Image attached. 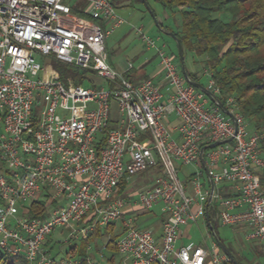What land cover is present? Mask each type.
<instances>
[{"label": "built area", "instance_id": "2783aa9c", "mask_svg": "<svg viewBox=\"0 0 264 264\" xmlns=\"http://www.w3.org/2000/svg\"><path fill=\"white\" fill-rule=\"evenodd\" d=\"M124 24L109 0H0V252L23 264H56L42 250L55 231L67 232L68 242L120 225L116 249L128 264H230L213 242L176 243L183 227L208 228L211 203L220 227H242L246 241L264 243V131H248L234 99L221 102L205 70L204 88L232 119L225 116L187 83L166 45L141 30L136 36L153 52L166 94L150 79L131 84L116 74L105 41ZM52 63L99 82H63ZM228 140L203 153L205 173L200 149ZM189 166L195 172L180 180ZM142 174L149 185L118 194L122 181ZM222 185L236 195L224 197ZM32 203L45 204L44 219L27 217ZM155 207L160 243L137 226ZM87 217L92 224L77 227ZM65 257L57 264H80Z\"/></svg>", "mask_w": 264, "mask_h": 264}, {"label": "trees", "instance_id": "16d2710c", "mask_svg": "<svg viewBox=\"0 0 264 264\" xmlns=\"http://www.w3.org/2000/svg\"><path fill=\"white\" fill-rule=\"evenodd\" d=\"M131 1L140 3L139 0ZM152 1L169 17L176 19L178 24L174 27L164 26L159 20L157 22L162 32L171 33L180 42L183 61L189 60L194 63L200 59L201 65L211 74L214 84L219 89L221 102L232 97L250 131H264V0ZM110 3L116 10L113 3ZM72 12L76 14L75 10ZM170 41L168 54L180 69L176 45L173 40ZM51 68L58 73L63 82L70 79L75 85L93 84L91 78L84 72L71 70L57 63H52ZM185 71L190 82L199 84L195 74L189 73L186 69ZM142 79L148 78L125 77V80L131 84ZM159 169L157 167L155 172L158 173ZM259 181L260 189L264 193L263 175L259 176ZM126 188L127 183L122 181L118 187V194L124 193ZM207 213L210 226L215 233V225L218 222L217 207L211 203ZM46 215L43 203H32L27 211L29 219H44ZM162 221L161 218L159 223L161 224ZM91 224L92 218L87 217L77 226L84 228ZM121 234L122 232H118L115 225H108L102 229L95 227L92 233L80 238L76 243L68 241L69 252L80 260V264H85L86 249L94 246V250L97 251L100 244L110 253L107 262L113 264L115 257L119 255L116 244ZM208 235L211 238L210 232ZM48 244L46 240L42 250L50 254ZM227 251L231 254L229 249ZM0 264H23V262L0 256Z\"/></svg>", "mask_w": 264, "mask_h": 264}, {"label": "rangeland", "instance_id": "374dc122", "mask_svg": "<svg viewBox=\"0 0 264 264\" xmlns=\"http://www.w3.org/2000/svg\"><path fill=\"white\" fill-rule=\"evenodd\" d=\"M110 2H112L116 7L117 15L124 21L125 24L112 33L105 41L108 64L116 74L122 76L124 79L126 76L141 77L143 74V70L141 69L142 61L151 54H154L152 51L145 50L142 43L136 36L135 31L141 30L144 36L155 40L158 44H165L167 48L168 46H171L170 38L157 28L155 21L152 19L150 13L141 2L137 3L131 0H110ZM144 2L146 3L148 9L152 12L156 23H158L157 20H159L164 26L171 25L172 27L178 24L176 19L169 17L168 14L163 12L160 6L152 0H144ZM38 60L40 61L41 59H37V62ZM183 62L184 69H186L189 73L195 74L198 78L199 85L205 87L206 77L204 75V71L206 69H204L201 65L200 59H197L194 63L189 62V60H185ZM129 68H131L130 71ZM92 80L95 84L99 82V80L94 78H92ZM136 82L137 81H133L132 84H136ZM87 86L88 84L84 85V87ZM112 117L115 118V113H113ZM246 125L247 129L250 130L247 122ZM179 172V179L183 180V178L193 174L195 172V168L192 166L182 167ZM131 182L136 188H141L145 186V184H150L149 176L147 174L138 175L133 178ZM160 219L161 216L159 213V207H155L149 214L139 216L137 226L141 229L154 230V228H157ZM115 226L116 230L121 232V226ZM185 228L189 229L191 244L202 248H209L212 242L215 243L211 233V238H208L209 229L206 228L202 221L183 227L182 230ZM215 233L217 235L215 236L219 241H221L220 243L225 247V249H229L231 251V256H233V259L237 264H264V243L260 241H246L245 230L242 227L222 228L217 222L215 225ZM46 240L49 243L48 249H50L51 259L56 264L64 260L66 258V254L69 253L70 248L67 244L68 234L65 231L57 230ZM100 247L101 245L99 244L98 248L100 249ZM93 253L95 254L94 250L91 254ZM101 254L103 256V260L96 263L109 264L107 260L110 258V253L103 249ZM0 256H3L1 252ZM119 262L120 256L118 255L115 257L113 264H118Z\"/></svg>", "mask_w": 264, "mask_h": 264}, {"label": "crops", "instance_id": "0c3cea01", "mask_svg": "<svg viewBox=\"0 0 264 264\" xmlns=\"http://www.w3.org/2000/svg\"><path fill=\"white\" fill-rule=\"evenodd\" d=\"M157 25H158V23H157ZM141 69L143 70V74H142L141 77L138 76V78L147 77L148 79L152 80L159 87L160 91L163 94H166V92H167L166 91V87H165V85H164V83L162 81V74H161V71H160V69H159V67L157 65V61H156L154 55L151 54L149 57H146L142 61ZM129 71H127V72H129ZM134 77H136V76H134ZM167 124H168V126L170 128H172V127H174L176 125V121L173 119V117H169L168 120H167ZM248 131L252 132L250 130H248ZM187 177L183 178V180L186 179ZM136 189L137 188L133 186L132 182H129L127 184L126 190L130 191L129 194H131V196L134 195V191ZM219 191L224 197H234L236 195V193L227 185H222L220 187ZM153 233H154V239L156 240V242L160 243V238H161V224L160 223L157 225V228H154ZM208 237H209V235H208ZM77 241H75V243ZM188 244H191V238H190V235H189V229L188 228H185L183 230L181 229L179 240L176 243V248L184 247V246H186ZM93 250H94V246H90V247H88L86 249L87 258H89L90 260H92L94 262H98L100 260H103V256L101 254V251L103 250V246L97 251L94 250L95 254L94 253L91 254L93 252ZM69 254H71V253L69 252ZM120 264H128V262L124 261V259L122 257H120Z\"/></svg>", "mask_w": 264, "mask_h": 264}, {"label": "water", "instance_id": "95a60500", "mask_svg": "<svg viewBox=\"0 0 264 264\" xmlns=\"http://www.w3.org/2000/svg\"><path fill=\"white\" fill-rule=\"evenodd\" d=\"M110 1V0H109ZM145 7H146V10L150 13L152 19L155 21V24L157 26V28L162 31L160 29V27L157 25L156 23V20L152 14V12L148 9V7L146 6V3L144 2V0H139ZM170 39H172L176 45V48H177V58H178V63H179V66H180V72L183 76V78L187 81V83L193 87L195 90L199 91V92H202L203 94H205V96L211 101V102H216V106L217 108L227 117L231 118L232 119V116L230 115V113L224 108V106L216 101L213 96L201 85H199L198 83H192L188 80L187 78V75H186V71L184 69V62H183V53H182V48H181V45H180V42L171 34V33H165ZM230 140L228 141H225L223 143H214V144H211V145H208V146H204L200 149V153H199V161H200V164L204 170V172L206 173V168L204 166V160H203V153L207 150H210L212 148H215L221 144H224V143H228ZM210 200L207 201V204H209ZM207 207L206 206V213H205V217H206V224L208 226V229H209V232L212 234L213 238H214V242L215 244L217 245L218 249L220 250V252L225 255L231 262V264H237L233 257L231 256V254L225 249V247L220 243V241L217 239V237L215 236L214 232H213V229L212 227L210 226V222H209V219H208V213H207Z\"/></svg>", "mask_w": 264, "mask_h": 264}]
</instances>
